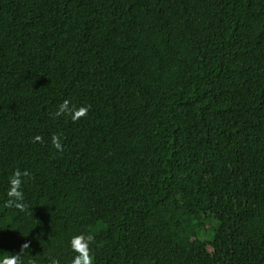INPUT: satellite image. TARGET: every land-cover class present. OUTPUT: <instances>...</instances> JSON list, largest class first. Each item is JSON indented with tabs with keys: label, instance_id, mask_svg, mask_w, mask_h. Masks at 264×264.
I'll use <instances>...</instances> for the list:
<instances>
[{
	"label": "trees",
	"instance_id": "16d2710c",
	"mask_svg": "<svg viewBox=\"0 0 264 264\" xmlns=\"http://www.w3.org/2000/svg\"><path fill=\"white\" fill-rule=\"evenodd\" d=\"M81 232L94 264H264V0H0V257Z\"/></svg>",
	"mask_w": 264,
	"mask_h": 264
},
{
	"label": "clouds",
	"instance_id": "9594fccd",
	"mask_svg": "<svg viewBox=\"0 0 264 264\" xmlns=\"http://www.w3.org/2000/svg\"><path fill=\"white\" fill-rule=\"evenodd\" d=\"M89 111V106L83 105L75 107L70 104L69 100H64L57 108L55 116H68L75 122L82 117H86ZM42 137L37 135L34 137L35 142H40ZM52 145L57 150H62L60 138L57 135L52 136ZM30 173L27 170L21 171L19 168L14 169L7 180V203L15 208L23 210L27 207L25 201V194L23 191V184L25 179L28 178ZM95 237L90 232H81L70 238L69 245L71 251L74 253L71 264H94L95 257L90 252V246ZM28 248V244L25 243L21 247V253L9 254L7 256L0 257V264H23L22 257L24 250ZM6 253V252H0ZM53 264H56L54 261Z\"/></svg>",
	"mask_w": 264,
	"mask_h": 264
}]
</instances>
